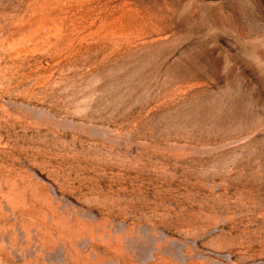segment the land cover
<instances>
[{"label":"rangeland","instance_id":"obj_1","mask_svg":"<svg viewBox=\"0 0 264 264\" xmlns=\"http://www.w3.org/2000/svg\"><path fill=\"white\" fill-rule=\"evenodd\" d=\"M0 264H264V0H0Z\"/></svg>","mask_w":264,"mask_h":264}]
</instances>
